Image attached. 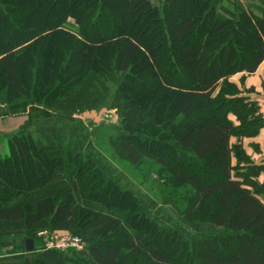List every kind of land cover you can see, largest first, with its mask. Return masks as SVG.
Here are the masks:
<instances>
[{
  "label": "trees",
  "instance_id": "obj_1",
  "mask_svg": "<svg viewBox=\"0 0 264 264\" xmlns=\"http://www.w3.org/2000/svg\"><path fill=\"white\" fill-rule=\"evenodd\" d=\"M256 2L257 14L240 0H63L57 12L58 0H0V116L34 124L0 156V248L17 253L4 260L75 264L36 249L48 231L79 238L91 264H264L261 169L232 144L264 128L258 104L232 81L242 75L243 85L264 63V0ZM57 35L54 50L42 43ZM136 77L139 90L127 86ZM102 110L139 125L111 146L133 165L157 162L187 202V229L166 233L138 215L73 118Z\"/></svg>",
  "mask_w": 264,
  "mask_h": 264
},
{
  "label": "rangeland",
  "instance_id": "obj_2",
  "mask_svg": "<svg viewBox=\"0 0 264 264\" xmlns=\"http://www.w3.org/2000/svg\"><path fill=\"white\" fill-rule=\"evenodd\" d=\"M240 1H243L246 7L253 9L255 14H257L258 6L256 0ZM151 2L154 5L159 4L158 0H151ZM62 4L63 0H58V5H54L52 9L58 11ZM56 12L54 13L55 15ZM68 23H70L71 27L74 26L75 28V21L69 19ZM197 35L198 34L194 35L190 40L194 41ZM59 42L60 38L58 35L42 41V43L45 44L50 43L53 50ZM99 54L102 55V51ZM171 65L168 64L169 67H166L165 71L169 72L171 70ZM184 73L187 74V70L184 71ZM36 81L38 83V79ZM140 82H143V78L136 77L131 79L127 86L139 90L138 83ZM150 82V80H147L148 84ZM4 118H6L9 123L11 122L13 126L10 129L11 131L8 130V132L5 133L4 137H6V140L4 141V138L0 139V156L3 158L11 155L10 149L4 148L6 142L9 145L8 139L10 136L27 134L34 129V124L29 122L30 117L26 114L0 116V119ZM73 118L81 122L85 129L89 130L96 148L103 154L109 164L116 169V176L121 181V185L124 189L129 191V195H134L138 215L141 211H145V220L147 219L150 224H154V227H159L160 230L166 233L168 231L175 232L174 229L178 227L187 229L190 226V217L186 214L187 202L182 199L181 192L172 190L164 183V180L161 179L158 174L159 166L157 162L151 158H144L139 165H133L129 161L121 159L111 146V142H113L120 133L126 134L129 138L135 136L140 130L139 125L122 120L116 110H102L99 113L85 112L75 115ZM156 130L157 127L155 126L149 128L151 132H156ZM142 143L147 144L144 140ZM2 150H4L5 153ZM69 158L70 157H68V159ZM19 178L20 176H18V180ZM109 211H111V209ZM124 227L129 233H133V229H135V226H132L133 229L130 228L129 225H124ZM45 233V235L39 236L43 239L38 242L36 248L38 251L45 249L60 250L66 253L68 261L71 263L91 264L89 260L78 255L79 252L83 250L77 249L79 247H77V242L73 238L74 236L72 237L71 234L66 232L52 233L47 231ZM135 258L136 257L133 259V263Z\"/></svg>",
  "mask_w": 264,
  "mask_h": 264
},
{
  "label": "crops",
  "instance_id": "obj_3",
  "mask_svg": "<svg viewBox=\"0 0 264 264\" xmlns=\"http://www.w3.org/2000/svg\"><path fill=\"white\" fill-rule=\"evenodd\" d=\"M159 1L160 0H158V2ZM241 77L242 75L234 77L232 81L237 83L242 90H245V93L242 96H246L250 99V101L258 104L259 113L264 119V63L255 74L246 76L243 85L240 83ZM249 90L253 91L251 93H247L246 91ZM12 126L13 124L11 122L9 123L6 118L0 119V139L4 138V141L6 140V137H4L5 133H7ZM232 144L242 145L245 155L250 159L251 164L261 169V173L257 177V180L260 184H264V128L256 137L253 138H243L240 140L233 138ZM4 148L10 149V145L6 142ZM235 163L236 161L234 160V164ZM13 249V247H7L6 249L0 248V264L12 263V261L4 260V258L16 256L17 253H14L15 251Z\"/></svg>",
  "mask_w": 264,
  "mask_h": 264
},
{
  "label": "built area",
  "instance_id": "obj_4",
  "mask_svg": "<svg viewBox=\"0 0 264 264\" xmlns=\"http://www.w3.org/2000/svg\"><path fill=\"white\" fill-rule=\"evenodd\" d=\"M46 233L45 232H42V233H40L39 234V236H42V235H45ZM73 237V236H72ZM74 239H75V241L77 242V247H79V248H77V249H79V250H83V242L79 239V238H76V237H73Z\"/></svg>",
  "mask_w": 264,
  "mask_h": 264
},
{
  "label": "water",
  "instance_id": "obj_5",
  "mask_svg": "<svg viewBox=\"0 0 264 264\" xmlns=\"http://www.w3.org/2000/svg\"><path fill=\"white\" fill-rule=\"evenodd\" d=\"M33 242L32 241H28L27 242V250L29 251V252H31V251H33Z\"/></svg>",
  "mask_w": 264,
  "mask_h": 264
}]
</instances>
